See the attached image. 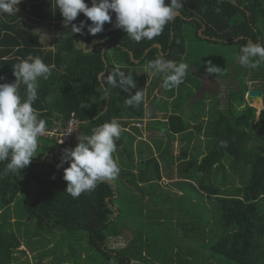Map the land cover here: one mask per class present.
Here are the masks:
<instances>
[{"label": "trees", "instance_id": "obj_1", "mask_svg": "<svg viewBox=\"0 0 264 264\" xmlns=\"http://www.w3.org/2000/svg\"><path fill=\"white\" fill-rule=\"evenodd\" d=\"M85 2L91 6V0ZM52 3L22 0L15 14H0V77L5 78L0 83L14 82L12 66L29 55L55 65L49 79L40 80L33 107L48 122V129L74 116L80 122L79 135L91 134L93 127L116 118L122 132L113 156L120 173L114 181L73 198L66 193L63 169L58 170L57 164L63 150L74 147L77 139L74 136L58 145L41 136L42 147L28 167L18 175L0 176V264H15L22 246L35 254L34 264H45L43 259L48 258L33 246L37 231L23 240L15 230L18 221L11 207L30 184L36 185V197L24 205L27 219L38 231L51 232L48 249L56 239L61 244L69 240L67 253L56 256L60 263L54 257L51 264H264V109L256 122L257 108L246 97L249 83H260L255 88L264 90V65L245 69L237 62L240 47L247 41L264 43V0H183L184 7L162 34L141 42L112 24H105V31L96 36L86 30L83 35L72 34L63 27V18ZM84 19L80 14L73 23ZM43 27L56 31L49 46L41 41ZM188 39L197 45H190ZM76 40L89 49L76 48ZM227 45L236 46L228 67L238 74L232 78L227 107L221 111L220 99L206 107L205 96L196 101L192 97L202 88L199 76L206 72L212 55L208 48ZM196 50L203 52L206 62L186 60ZM158 57L188 64L182 86L187 88L193 77L197 87L179 92L180 85L167 92L162 87L163 74L146 71L148 62ZM117 70L133 75L137 85L133 94L143 90L139 107L125 106L128 94L105 83ZM224 74L227 77L225 70ZM20 93L25 94L23 85ZM154 101L157 106L152 105ZM166 104L179 114L161 109ZM206 113L209 121L203 124ZM145 118L152 119L145 130L134 126L135 133L125 131L132 127L131 121L142 123ZM204 125L206 140L199 138ZM150 131L159 133L154 141L158 154L146 145L144 134ZM178 138L180 150L175 155ZM227 158L232 159L229 167ZM241 164L247 171L250 168L244 184L243 178L235 176ZM4 166L0 163V170ZM162 173L174 180L169 188L160 185ZM163 193L172 196L170 204L156 200ZM201 194L211 205L207 209L213 211L212 216L174 210L196 206ZM152 211L162 213L160 217L171 216L172 221L167 226L163 219L144 223ZM214 226L219 228L214 230Z\"/></svg>", "mask_w": 264, "mask_h": 264}, {"label": "clouds", "instance_id": "obj_2", "mask_svg": "<svg viewBox=\"0 0 264 264\" xmlns=\"http://www.w3.org/2000/svg\"><path fill=\"white\" fill-rule=\"evenodd\" d=\"M22 0H0V14L13 15L19 9L16 5ZM52 6L58 9L63 18V27L72 34L96 36L105 31V24L122 30L135 41L153 40L162 34L166 25L174 20L184 7L183 0H53ZM83 14L86 18L79 24L73 23ZM113 16L115 22L113 23ZM89 21L91 23H89ZM78 49H89L83 41H74ZM237 62L245 69H258L264 65V43L247 41L240 47ZM205 69L208 73H218L220 68L211 61ZM188 64L164 57L149 61L146 71L149 75L163 74L162 87L172 90L184 83ZM55 65L44 62L40 56L29 55L12 66L14 82L0 83V163L2 175H18L28 167L37 155L39 138L47 131V121L41 118L33 107L38 99L40 80H48ZM0 80H5L0 77ZM105 83L127 93L124 100L127 107L137 108L144 101V92L137 89L131 73L114 71ZM25 87L22 97L20 87ZM248 98V97H247ZM87 107L81 104V108ZM163 131V130H162ZM122 128L116 118L91 129V134L77 136L74 147L65 148L60 156L57 169H63L66 193L73 198L95 191L98 184L114 181L120 168L113 153ZM226 146V142H221ZM67 165V167H65Z\"/></svg>", "mask_w": 264, "mask_h": 264}, {"label": "rangeland", "instance_id": "obj_3", "mask_svg": "<svg viewBox=\"0 0 264 264\" xmlns=\"http://www.w3.org/2000/svg\"><path fill=\"white\" fill-rule=\"evenodd\" d=\"M46 28H48V27H43L42 31H45L46 33H48V38H45V43L49 45V41H50L51 37L54 38V36L56 35V31L55 30H50L49 31ZM188 42H189L190 45H193V46L197 45V43L195 41L193 42V40L188 39ZM208 49L212 53L210 61L212 62V64H214V65H216V66H218L220 68V72H218V73H209V75L218 74L219 78H223L222 74L224 73V70H225V72L227 74L226 78L228 80L225 81V82L223 81V83H225V84H221V79L212 80V79L203 78L202 82L205 84L204 85V89H206V91H202V89H200L198 91H195V94L193 95L192 100L196 101L201 96L202 97L205 96V99H206L207 96L210 97V98L214 97V98H212V100L220 99V104H219L218 109L221 110V111H224L225 108L227 107V101H228V97H229V94H230V88L229 87L231 85L232 78H233L234 75L238 74V72L235 71L232 66L228 67V65L231 64V61H233L234 58H235L234 55L230 56V53L233 52L234 49H236V46L227 45L226 47L220 46L219 48H208ZM227 50H229V52ZM200 59L203 60L204 62H206V60L204 59L203 52L201 50H196L193 54H189V56H188V58L186 60H195V62L198 63V62H200ZM189 64L190 65H194L191 62ZM192 69H193V67H192ZM192 69H191V71H192ZM229 71H230V73H229ZM192 75H195L194 74V70L192 72ZM183 84H186V82L182 83L181 86ZM259 86H260V83H257V84L249 83V87H250L249 90H256L257 88H255V87H259ZM191 87L192 88L197 87L196 81L194 80L193 77H192V82L187 84V88L185 86H182L181 88H179V92L181 90H183V89H185L186 92H187V89H189V88L191 89ZM166 91L169 92L170 90H166ZM176 94L177 93H175V96H176ZM175 96H171L170 98L173 99V98H175ZM246 97H248V93H247ZM247 102L248 103L254 102V105L257 108V111H256L257 117H256L255 121L256 122L259 121L261 111L264 109L263 100H260V99H248ZM152 105L153 106H157L158 103L156 101H154ZM161 109H163V110L165 109L166 112L171 111L174 114H179V110H174V108L171 107V105H168V104H166L165 106H162ZM163 110H162V112H163ZM205 111L209 112L208 108H206ZM199 112H201V111L199 110ZM201 114H202V112H201ZM204 116L205 117H204L203 124H208L209 117H208L207 113ZM66 123H64V124H61V123L53 124L51 129H48L49 126H47V131L45 133V137L53 139L58 145L67 144V143H64V144H60L59 143V142H61L63 140V138H59V137H56V136L50 137L47 134V132L52 130L56 125H60L61 127L62 126L64 127L66 125ZM131 123H132V125H131L132 128L134 126H137L138 128H142L144 130L146 128V123H144V124H142V123H133L132 121H131ZM195 124H198V123L195 122ZM79 126H80V123H79V125L77 127V130H76V134H75V138L76 139H77V136H79ZM63 127H62V129H63ZM130 131L132 132L131 129H130ZM63 132L65 133V129H63ZM206 135H207V127H206V125H204V130L202 131V133L199 136V138L202 139V140H206ZM147 138L148 137H145V139H146L145 141L147 142L146 145L149 146V141H148L149 138L148 139ZM177 149L178 148H176V150ZM231 162H232V159H230V158L228 159L227 158L226 162H225V165L227 167H229L232 164ZM242 166H245V165L241 164V165H238L237 168H235L236 172H237V174H235V176L237 177V175H238V179H242L243 178L242 181H243V184H244L246 181H249L250 168L247 171L246 168L245 167L243 168ZM242 181H240V183ZM160 185L169 188L167 182L163 181V178H162V180H160ZM35 194H36V185L35 184H30L28 187L22 189L20 195L16 199L15 203L12 205V207H11V209H13V213L12 214H14L13 216L18 221V224L15 226V230L17 229L18 234L21 236V238L23 240L25 238L30 239L33 236L32 233H36V231H37L38 234L34 238L36 240V242H34L35 244L33 243V246H34V248L38 249V252H40L42 254H43V252H46L48 258L47 257L44 258L43 259V263L51 264L54 257H55V260L58 263H60V260L57 258L59 256H57V255H64L65 251L67 253V251H68V241L69 240H65L61 244L60 242L58 243V241L56 239L55 240L56 243H53L51 248L48 249V246L46 245L47 244L46 240H47V238L51 237V232H49L48 230H45V229H41V230L38 231L37 228H36V225H34V222L29 221L27 219V214H26V212L24 210L25 203L29 199L35 198L36 197ZM189 194L190 195L193 194V191L191 189H190ZM171 197L172 196L170 194L163 193L162 195H159L158 199H156V200L161 202V203H163V204L165 203L166 205H168V204L171 203ZM201 197L199 199H197L198 203H196V206H193V207H191V208H189L187 210H182V209L177 207V205H178L177 204V205H174V207H177V209H174V210L177 211V212H180V213L189 212V215L190 214H197V213H200V214L204 213L205 216H210V215L212 216L213 211L210 210V209H207V208L211 207V205L208 202H206L207 198L204 195H202V194H201ZM192 198L194 199V197H192ZM190 203L193 204L192 200H191ZM169 206H171V205H169ZM188 206H189V204H188ZM156 209H163V207H156ZM171 212H173V211H171ZM10 214H11V212H10ZM161 214L162 213H160V212L152 211V213H149L148 215H145L146 218H144V223L147 222V221H150V220H153L155 223H157V222H160L159 219H163V221H164V225L163 226H167V224H169V222L172 221L171 220L172 217L171 216H166V215H164L163 217H160ZM204 215H202V216H204ZM176 219H177V217H176ZM217 227L218 226H214V230ZM39 235H41V236H39ZM36 243H37V245H36ZM120 244H122V243H120ZM29 248L30 247H28V246H22L20 248V251H18L16 253L17 260H16L15 264H28V263L29 264H34V262L36 261V258H34L35 254Z\"/></svg>", "mask_w": 264, "mask_h": 264}, {"label": "crops", "instance_id": "obj_4", "mask_svg": "<svg viewBox=\"0 0 264 264\" xmlns=\"http://www.w3.org/2000/svg\"><path fill=\"white\" fill-rule=\"evenodd\" d=\"M46 29H48V28H46ZM48 30H49V29H48ZM48 30H47V31H48ZM49 31H50V30H49ZM39 34H40V37H41V41H42V43H44L45 45L49 46V45L51 44L52 40H53V37H51V39H50V41H49V45H48V44L45 43V38H48V33H46L45 31H42V28H41ZM199 77H200L201 80H203V78H206V79H212V80L221 79V84H225V83H223V81L225 82V81L228 80V79L226 78V75H225V74L223 75V78H219V77H213V76H210V75H208L206 72H205L204 74L200 75ZM223 79H224V80H223ZM202 91H206V89H204V87H203ZM201 98H202V96H201L199 99H201ZM211 101H214V100H212V98H210V97H206V99H205L206 107L208 106V104H210ZM148 120H149V119L145 118L144 121H142V124L146 123V127H147L148 125H150L149 122H147ZM151 120H152V119H150L149 121H151ZM124 128H125V127H124ZM130 129L132 130V132L130 131ZM125 131H127V133H134L135 130H133L132 127L128 126V127L125 128ZM144 136L149 138V139L147 138L148 141H149V146L153 148V151L155 152V154H158V151L156 150L157 148L154 146V145H155V142H154V141H155V140L157 139V137L159 136V133H158L157 131H150V134H149V133L146 134V132H145ZM180 140H181V139L178 138V139L176 140V142H175V145H174V153H175V155H176V154L179 152V150H180V143H179ZM176 148H178V149L176 150ZM159 158H160V157H159ZM159 162H160V166H161L162 168H164L163 161H162L161 159H159ZM162 178H163V181H166V182H167V184H171L172 182H174L173 179L167 177V176H166L165 174H163V173H162ZM175 180H177V179H175Z\"/></svg>", "mask_w": 264, "mask_h": 264}, {"label": "built area", "instance_id": "obj_5", "mask_svg": "<svg viewBox=\"0 0 264 264\" xmlns=\"http://www.w3.org/2000/svg\"><path fill=\"white\" fill-rule=\"evenodd\" d=\"M79 123L80 122L73 116L68 120L64 127L62 126L63 129H65V133L63 132V129L60 125H56L52 130L48 131L47 134L50 137L56 136L59 138H63V140L59 142L60 144L70 142L76 134Z\"/></svg>", "mask_w": 264, "mask_h": 264}, {"label": "water", "instance_id": "obj_6", "mask_svg": "<svg viewBox=\"0 0 264 264\" xmlns=\"http://www.w3.org/2000/svg\"><path fill=\"white\" fill-rule=\"evenodd\" d=\"M157 46L158 48H161L160 45H155ZM103 74L100 75V77L102 76ZM248 97L250 99H260V100H263V97H264V91L261 90V89H256V90H249L248 91Z\"/></svg>", "mask_w": 264, "mask_h": 264}, {"label": "flooded vegetation", "instance_id": "obj_7", "mask_svg": "<svg viewBox=\"0 0 264 264\" xmlns=\"http://www.w3.org/2000/svg\"><path fill=\"white\" fill-rule=\"evenodd\" d=\"M204 85H205V84H204V83H202V88H201V89H203ZM261 90H262V89H261ZM263 91H264V90H263Z\"/></svg>", "mask_w": 264, "mask_h": 264}]
</instances>
